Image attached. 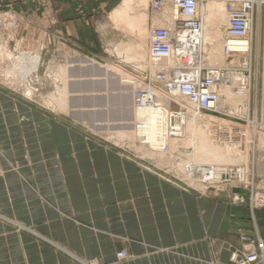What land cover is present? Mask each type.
I'll return each mask as SVG.
<instances>
[{
    "label": "crops",
    "instance_id": "crops-1",
    "mask_svg": "<svg viewBox=\"0 0 264 264\" xmlns=\"http://www.w3.org/2000/svg\"><path fill=\"white\" fill-rule=\"evenodd\" d=\"M117 1L0 0V10L22 16L20 44H90L95 15ZM43 109L0 89V264H233L241 235L264 240V208H250L248 191L186 189ZM254 184L264 191V157ZM121 251L130 257L117 262Z\"/></svg>",
    "mask_w": 264,
    "mask_h": 264
},
{
    "label": "built area",
    "instance_id": "built-area-1",
    "mask_svg": "<svg viewBox=\"0 0 264 264\" xmlns=\"http://www.w3.org/2000/svg\"><path fill=\"white\" fill-rule=\"evenodd\" d=\"M210 3L221 5L225 16L220 49L224 62L217 66L205 63L211 44L206 39L204 19ZM150 11L160 17L161 24L149 31L147 62L132 73L131 79L141 85L134 91L135 106L145 104L159 109L166 130L163 136L170 140L183 139L188 121L197 114L238 126L242 139L250 132L244 125L248 124L255 136L256 128L250 121L252 101L257 93L264 100V0H151ZM260 43L263 56L258 90L257 86L251 87V59L253 49L259 53ZM227 92L230 101H226ZM160 150L168 154L167 146H161ZM201 168L198 171L200 168L196 167V174L195 167L188 170L199 177L193 181L201 189L215 192L227 187L243 189L249 192L250 208H264V191L255 187L253 165L248 161L243 165H221L217 167V176L212 174L211 166ZM186 176L189 178L190 174L187 172ZM231 200L244 203V198L238 195H232ZM240 240L245 248L233 251L230 261L264 264V240H251L245 235ZM129 257L121 251L116 254V261Z\"/></svg>",
    "mask_w": 264,
    "mask_h": 264
},
{
    "label": "rangeland",
    "instance_id": "rangeland-1",
    "mask_svg": "<svg viewBox=\"0 0 264 264\" xmlns=\"http://www.w3.org/2000/svg\"><path fill=\"white\" fill-rule=\"evenodd\" d=\"M126 1L128 2L129 5H127L128 7L126 6L125 8L124 6H125V3H127ZM150 1L151 0H118L114 6H111L109 12L95 15V18L92 20L93 38L90 44L77 43L75 45L65 40V41H59V42H56L55 44L44 46V47L37 45L35 46V48H32V46L28 44L19 43L23 39V36H26L23 34V31H22V24H23L22 16L20 14H17L15 11L11 10L10 8L0 10V89L13 93L22 100L34 102L35 104L37 103L39 106L44 108L43 109L44 111L50 114H55L58 116H69V114L65 113L61 108H59V111L57 110L58 111L57 112L56 111V109H58L57 104H54V103L52 104V102H50L52 101L53 97L58 99L59 91L62 90L61 88L64 87L62 85L63 83L61 84V82L58 80L55 81L54 79L55 77H50V76H55V74L59 73V71L61 70L65 72L68 66L71 67L70 66L71 61L75 59L88 58L103 66H108V67L116 66L115 69L117 71L118 70L120 71L119 73L117 72L119 76L121 74L122 77L125 76L126 79L127 77L131 79L132 73L135 70H137V68H142L144 66L143 64L147 62V54H148V47H149L148 39H149V31L151 27H157V24H161V23H158V20H160V17L152 15L150 11ZM123 7L125 10L123 9ZM120 8L121 10H124L125 12L124 13L125 15L123 14V16H125L124 21H123L122 15L120 17H116V15H120L118 14L119 12H117V10H119ZM141 12L145 13L146 19L145 20L143 19V21L140 18L137 19L138 18L137 16L140 17L139 13ZM126 16L127 17L129 16L130 19L128 18L127 20ZM127 23H129V26H127L128 25ZM130 24L132 25V27ZM222 24L224 25V23ZM222 24L219 27L220 31H222L223 29ZM134 42L137 43L138 45L135 44ZM217 43L221 46V38L218 40V42H215L212 45L216 46L218 45ZM136 46H141L140 54L142 55V57L134 59L132 58V56L134 55L136 51L135 50ZM127 48H129L128 49L129 51L126 50ZM117 49L120 51L119 52L120 55L117 54V51H118ZM256 50L257 49L255 50L253 49L252 59H251V69L253 71L252 76H251V79H252L251 87L253 88L257 86L258 90H260V75L258 72L260 71L261 66H262L263 53H262L261 43L258 47L259 53L256 54ZM24 54H28L31 57L38 59V66H37L36 71H34L33 73H30L27 76V80L24 81L25 84L23 85L20 82L17 83L14 76L13 77L9 76L7 72L12 70L14 64ZM137 60H145V62L144 61L141 62ZM219 62L217 63L218 65H220ZM8 68H10V70ZM2 71L4 72L3 74H2ZM5 73H6V76H5ZM7 76L11 78V81H10V78ZM26 84L27 85L29 84V86H31L29 90L26 88ZM53 84L54 86H57V85L58 86L54 87ZM61 85L63 87H61ZM56 88H58V90ZM130 90L126 89L125 92H126V95L131 99ZM99 99L101 102L104 100L102 102L103 104L107 103L104 97H99ZM125 103H128L129 105H131L130 101L129 102L125 101ZM128 104L126 105V108ZM53 106L57 108L56 109L55 107L51 108ZM110 111L112 112V110L110 109L108 110L105 107H103L102 113L104 115L105 112H108L109 113L108 116L111 119H116L115 118L116 115L115 116L113 115V113L115 114V112L111 113ZM262 112L264 113V100H262L261 96L257 93L256 98H254V103L252 101V108H251V114H250V121L256 120L257 122V126L256 124L254 126L256 128L255 132H257L256 133L257 135L253 136L252 134L254 133V130L252 129V127H249L248 124H244L245 126H247L248 130L252 132V134H250L252 135L250 136V140L252 143L250 142V147L246 155L248 156V160H247L248 163H251V165H253V176H254L255 162L259 159L262 160V157H264V146H263L264 144H262V142L264 141H261L259 138L260 133L264 134V117H263ZM104 117L108 118L105 115ZM81 118L83 117H80V119ZM81 122L83 123L84 127L88 128L90 131L93 130L92 132L94 134H97L101 138V140H103L106 144L111 145L125 152L126 156L130 157V159L139 160L140 162L145 164L144 166L145 169L155 168V171H157V173H159L161 176L167 177V179H169L170 181L180 186L181 184L190 185L191 187H193L192 190H195L198 192L213 193V194L218 193V192H215L214 190H203L201 189L202 186L198 184L197 181H191L192 177L195 176V174L192 175L193 173L191 171H188L189 169H186L182 173L184 169V165L185 163H187V160H188L187 152L188 154H190V151H191L190 148L181 147L179 148V150L176 151V153L172 152L173 155L170 152L169 154H163V156L161 157H158V156L156 157L153 155H152L153 157H151L147 155L148 156L147 158L146 156L142 154V151L139 152L140 151L139 147L141 148V145L139 144V142H137V140L127 141L126 139H118L117 137L115 138L116 134H113L115 131H113L112 129H111L112 130L111 132L113 133H111L110 130L109 131L96 130L91 127L89 128L88 127L89 125L87 126L86 122L84 121H81ZM114 122L117 123V120H115ZM114 122H111L113 125L110 123V126L114 127ZM104 128H108V127L104 125ZM97 131L98 132L103 131V133L102 132L97 133ZM260 144H262L263 147L260 146ZM154 159L156 160L154 161ZM173 159H176L174 160L176 161V164L174 161H172ZM243 164L245 163H241V164L239 163V165H243ZM234 165L236 166L237 164H234ZM234 165L231 164V166H234ZM180 167H182L183 169H181ZM180 170L182 171L180 172ZM187 172H189L188 174L192 176L188 178L186 176ZM226 189H232V188L227 187ZM226 189L223 188L222 190L224 191ZM239 190H243V189H239ZM257 190L259 189L257 188ZM238 196L242 197L241 195H238ZM91 261H96L98 264H100V262H98L99 260H90L84 263L88 264Z\"/></svg>",
    "mask_w": 264,
    "mask_h": 264
},
{
    "label": "bare ground",
    "instance_id": "bare-ground-1",
    "mask_svg": "<svg viewBox=\"0 0 264 264\" xmlns=\"http://www.w3.org/2000/svg\"><path fill=\"white\" fill-rule=\"evenodd\" d=\"M127 5H129L128 2L125 3L124 7L126 8ZM121 8L117 10V12H119L118 14L120 15H116V17H120L121 15L123 16V14L125 13L124 12L125 9L121 10ZM205 11H206L205 12L206 16H205L204 22H205V27H206V32H207L206 39L208 40L209 44L212 45L213 43L218 42V40L221 38V31L219 27L222 23H225V16L222 13L221 5L214 4V3L208 4L206 6ZM139 14H140V17L137 16L138 17L137 19L140 18L142 19V21L143 19L144 20L146 19L144 12H141ZM124 17L125 16H123V21H124ZM126 18L127 20L128 18L130 19L129 16L128 17L126 16ZM127 24H128L127 26H129V23ZM211 45H210L209 54L207 56L205 63L209 66L210 65L215 66V65H218L217 63L220 61L219 64L222 65L224 61L222 60L223 58L220 53L221 46L219 44L216 46H213V45L211 46ZM140 47L141 46H136V49H135L136 51L134 55L132 56V58L135 59V58L142 57V55L140 54V51H141ZM128 49L129 48H127L126 50L129 51ZM119 52L120 51L118 50L117 51L118 55H120ZM137 61L145 62V60H137ZM37 66H38V59L33 58L28 54H24L14 64L12 70L8 71L7 73L11 77L14 76L17 83L20 82L24 85L25 84L24 81L27 80V76L30 73H33L34 71H36ZM70 66L71 67L68 66L66 68L65 72L61 70L59 71V73L55 74V76H50V77H55L54 78L55 81L56 80L60 81L61 84L63 83L62 85L64 86L63 87L61 85V87L63 88H61L62 90L59 91L58 99L53 97L52 101L49 100L50 102H52V104L53 103L57 104L58 109H56L57 107L55 106L51 107V108L55 107L56 111L57 110L59 111V108H61L65 113H68L69 116L75 117L76 115L75 118L79 120L78 122L80 124H81L80 121L86 122L87 126L89 125L88 126L89 128L91 127L96 130H107V131L110 130V132L113 130L115 132L114 133L111 132V133L116 134L115 138L117 137L118 139H126L127 141L137 140V142H139V144L141 145V148L139 147V150H140L139 152L142 151V154L146 156L147 158L148 156H151V157L163 156L164 153L160 152L161 146L168 147V154L170 152L171 154L172 152L176 153V151L179 150V148L181 147L190 148L191 149L190 154H188V152L186 151L188 155V160H187V163H185L184 165V169L180 167L181 169H183V171L180 170V172L182 171V173L186 169L191 170L192 166L195 167V169H193L194 173L196 172V167H199L200 169H198V171L199 170L201 171L202 170L201 167L211 166L212 174L217 176V171H216L218 170L217 167L221 165H228V164L239 165V163L241 164V163L247 162L248 156L246 155V153L250 147L251 140L249 136L253 135L252 132H246L245 137H244L245 139H242L243 136L238 135V132L240 131L238 126L230 124L228 122L221 121V120L215 121L214 119L203 117L202 115L200 116L197 114L194 116L193 119L188 121L186 130H185L186 135L183 139L170 140L169 138H165L163 136L166 130H165V126L163 123V118L160 113V110L152 107L151 105H145V104H142L141 106H138V107L135 106V104L133 103L134 102L133 100L135 97L134 91L137 88H141V85H138L134 80L128 77L127 79L125 76L122 77L121 74H120L121 76L120 77L118 75L120 71L119 70L117 71L115 69L116 66L115 67L114 66H111V67L103 66L88 58L75 59L71 61ZM8 69L10 70V68ZM3 73L4 72L2 71V74ZM5 76H6V73H5ZM10 81H11V78H10ZM57 86H54V87H57ZM26 88L29 90L31 86H29V84L28 85L26 84ZM58 88L56 89L58 90ZM126 89H129V90L131 89L130 91H131L132 101L126 95V92H125ZM226 95H227L226 101L228 100L230 101L229 92H227ZM99 97H104L107 103L103 104L102 102L104 100L101 102ZM125 101L126 102L130 101L131 105H129L128 103H125ZM127 104L128 106L126 108ZM103 107H105L108 110L109 109L112 110V112H115V114L113 113V115L114 116L116 115L115 116L116 119H111L108 116L109 111L105 112L104 115L108 117V118H105L102 113ZM80 117H83V118L80 119ZM263 117H264V113H263ZM115 120H117V123L114 122ZM111 122H114V127L110 126ZM256 123H257L256 120H253L254 126ZM104 125L108 128H104ZM101 132L103 133V131ZM101 132L97 131V133H101ZM259 138L261 141H264V134L260 133ZM262 144H264V142H262ZM262 144H260V146H262ZM155 160L156 159H154V161ZM174 160L176 159H173L172 161ZM174 162L176 164V161ZM193 177L194 179L199 178L198 176L197 177L193 176Z\"/></svg>",
    "mask_w": 264,
    "mask_h": 264
}]
</instances>
